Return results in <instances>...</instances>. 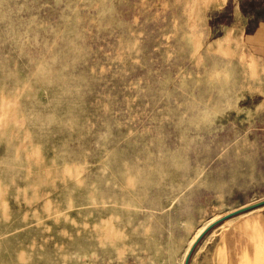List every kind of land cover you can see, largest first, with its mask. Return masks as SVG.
I'll return each mask as SVG.
<instances>
[{
  "label": "rangeland",
  "instance_id": "rangeland-1",
  "mask_svg": "<svg viewBox=\"0 0 264 264\" xmlns=\"http://www.w3.org/2000/svg\"><path fill=\"white\" fill-rule=\"evenodd\" d=\"M242 6L0 0V264H184L264 198Z\"/></svg>",
  "mask_w": 264,
  "mask_h": 264
},
{
  "label": "crops",
  "instance_id": "crops-1",
  "mask_svg": "<svg viewBox=\"0 0 264 264\" xmlns=\"http://www.w3.org/2000/svg\"><path fill=\"white\" fill-rule=\"evenodd\" d=\"M241 13L247 16L245 36L255 39L264 56V18L258 13ZM264 206L228 219L226 230L212 245L195 248L190 264H264ZM248 213V214H247ZM224 223V224H225ZM204 240V239H203ZM213 242V241H212Z\"/></svg>",
  "mask_w": 264,
  "mask_h": 264
},
{
  "label": "water",
  "instance_id": "water-1",
  "mask_svg": "<svg viewBox=\"0 0 264 264\" xmlns=\"http://www.w3.org/2000/svg\"><path fill=\"white\" fill-rule=\"evenodd\" d=\"M264 206V198L261 199V200H258L256 202H253V203H250V204H247L245 206H242L234 211H231L227 214H225L224 216L220 217L219 219H217L216 221L212 222L210 225H208L204 231L198 236V238L195 240V242L193 243V245L191 246L187 256H186V259H185V262L184 264H190V259L192 257V254L195 250V248L197 247V245L199 244V242L204 238V236L210 232L216 225L234 217V216H237V215H240L242 213H246V212H249L251 210H254V209H257L259 207H262Z\"/></svg>",
  "mask_w": 264,
  "mask_h": 264
},
{
  "label": "bare ground",
  "instance_id": "bare-ground-1",
  "mask_svg": "<svg viewBox=\"0 0 264 264\" xmlns=\"http://www.w3.org/2000/svg\"><path fill=\"white\" fill-rule=\"evenodd\" d=\"M247 214H248V213H247ZM226 221H227V220H226ZM226 221H225V222H226ZM225 222L221 223L220 225L224 224ZM213 229H214V228H213ZM213 229H212L211 231H213ZM211 231H210V232H211ZM197 238H198V237H197ZM197 248H198V247H197ZM188 252H189V251H188Z\"/></svg>",
  "mask_w": 264,
  "mask_h": 264
}]
</instances>
